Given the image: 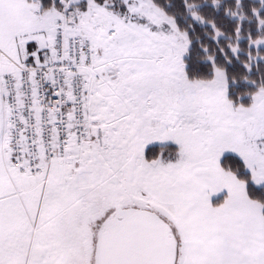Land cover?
Masks as SVG:
<instances>
[{
    "label": "snow or ice",
    "instance_id": "6c2138e0",
    "mask_svg": "<svg viewBox=\"0 0 264 264\" xmlns=\"http://www.w3.org/2000/svg\"><path fill=\"white\" fill-rule=\"evenodd\" d=\"M0 264H264V0H0Z\"/></svg>",
    "mask_w": 264,
    "mask_h": 264
}]
</instances>
